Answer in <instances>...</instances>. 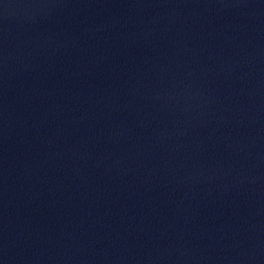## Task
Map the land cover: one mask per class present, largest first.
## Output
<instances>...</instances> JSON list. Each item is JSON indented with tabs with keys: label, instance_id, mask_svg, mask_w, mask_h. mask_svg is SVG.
Here are the masks:
<instances>
[{
	"label": "water",
	"instance_id": "1",
	"mask_svg": "<svg viewBox=\"0 0 264 264\" xmlns=\"http://www.w3.org/2000/svg\"><path fill=\"white\" fill-rule=\"evenodd\" d=\"M0 264H264V0H0Z\"/></svg>",
	"mask_w": 264,
	"mask_h": 264
}]
</instances>
